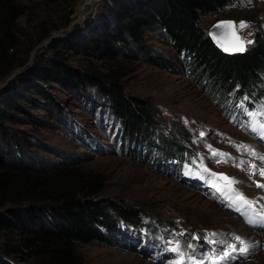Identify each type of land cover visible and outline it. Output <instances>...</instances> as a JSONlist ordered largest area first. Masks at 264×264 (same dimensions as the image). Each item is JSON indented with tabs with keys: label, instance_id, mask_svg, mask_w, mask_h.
<instances>
[{
	"label": "rangeland",
	"instance_id": "374dc122",
	"mask_svg": "<svg viewBox=\"0 0 264 264\" xmlns=\"http://www.w3.org/2000/svg\"><path fill=\"white\" fill-rule=\"evenodd\" d=\"M14 1L23 5V13L18 20L8 24L15 46L10 48L9 45L7 54L17 65L9 69L0 56V111L12 108H9L12 111L10 120L5 123L7 135L20 141L23 153L35 160H47L57 167H66L65 161L76 159L73 163L78 169V185L73 189L82 187L81 192L91 190L95 197L120 199L158 220L170 221L160 225V232L156 233L153 226L158 229V224L144 215L148 225L143 224L137 233L133 231L136 234L129 240L126 235L117 233V240L122 244L109 245L99 241L80 244L78 252L84 263L173 264L176 254L170 249L177 243L185 253L193 251L187 247L189 243L195 245L194 255L199 259L211 255L213 248L222 250V244L205 242L206 234L216 233L214 239L217 241L234 243L233 237L240 236L255 245L247 256L234 253L235 259H229L226 264H264V225L248 222L249 219L258 220L257 213L264 212V199H261L264 189L253 182L264 183V180L259 175L250 179L247 170V163L264 168V162L237 150V145H248L264 155V140L247 127H241L249 121L244 109L250 110L245 104L240 107L243 100L235 104L214 102L202 86L181 72L183 69L170 71L144 58L124 56L119 52L107 57L95 51L84 53L68 49L76 32L93 28L105 19L112 0L97 1L87 14L83 10L87 0ZM223 19H232L237 24L240 21L248 23L249 27L240 31L244 39L252 41L247 47L254 45L257 38L264 39V0H232L224 8L203 16L201 23L207 31L213 23ZM54 25L56 29L48 31L47 37L36 41L42 29L49 30ZM146 37L147 43L162 57L181 66L180 57L159 31H150ZM4 38L0 31V40ZM58 48L64 50L69 68L116 79L126 94L150 107L157 127L166 132L175 127L186 131L189 135L187 146L195 152V159L178 167L177 159L168 160L156 155V163L151 165L147 157L143 161L117 151V128L111 126L112 120L105 123V107L96 96V88L91 86L85 89L89 101H84L85 97L78 95L64 81L52 78L51 84L46 85L39 80L40 87L31 88L34 93L28 100L16 102L14 95L23 93V88L32 84L29 73L39 71L38 64L48 65L45 59ZM49 99L53 100L52 104ZM209 145L228 154V162L217 163L219 157L211 155ZM201 158L212 172L239 181L238 191L256 201L253 208L242 210L246 215L230 207L227 199L210 187L207 174H203V178L196 175ZM241 161L246 162L243 168L236 166ZM81 192L78 196L83 195ZM251 232L257 235L258 243L247 238ZM193 236L200 239L193 240ZM4 237L0 234V246ZM9 258L15 264H22L15 257Z\"/></svg>",
	"mask_w": 264,
	"mask_h": 264
},
{
	"label": "trees",
	"instance_id": "16d2710c",
	"mask_svg": "<svg viewBox=\"0 0 264 264\" xmlns=\"http://www.w3.org/2000/svg\"><path fill=\"white\" fill-rule=\"evenodd\" d=\"M231 1L112 0L105 19L93 28L76 32L68 49L95 51L107 57L119 52L144 58L170 71L183 69L181 72L202 86L214 102L235 104L247 96L244 104L252 110L264 100V39L257 38L244 52L227 54L215 45L201 23L203 16ZM21 8L23 5L17 1L0 0V31L5 35L0 40V56L9 69L17 64L7 54L8 46H15L7 27L22 15ZM53 29L55 25L42 29L36 41H42ZM155 30L178 54L181 66L162 57L147 43L146 34ZM66 59L64 50H53L45 59L48 65L38 64L41 71L28 75L32 84L13 99L28 100L34 93L31 88L40 87L39 80L47 85L57 78L84 97L85 89L91 86L105 107V123L112 120L111 126L117 128V151L143 161L147 157L151 165H155L156 155L177 159L178 167L195 159V152L187 146L186 131L175 127L166 132L157 127L150 107L126 94L116 79L73 70L66 65ZM83 100L89 101L87 97ZM9 108L0 111V234L5 236L0 246V264H15L10 256L22 264H85L78 252L80 244H122L117 233L129 240L139 227L148 225L144 215L156 221V233L160 232V225L170 222L158 220L126 201L95 197L91 190L81 192L82 187L73 189L78 185L76 159L65 161L66 167H57L50 161L25 155L23 144L5 131L12 112ZM80 192L83 195L78 196Z\"/></svg>",
	"mask_w": 264,
	"mask_h": 264
},
{
	"label": "snow or ice",
	"instance_id": "6c2138e0",
	"mask_svg": "<svg viewBox=\"0 0 264 264\" xmlns=\"http://www.w3.org/2000/svg\"><path fill=\"white\" fill-rule=\"evenodd\" d=\"M249 25L245 21H240L238 24L234 21H221L218 24L214 25V28L221 30L219 35L215 32H210L209 35L212 37L213 41L216 42L217 46L220 47L223 51L228 53H237L246 51L247 45L251 44V40H246L239 35V32L245 28H248ZM248 97L245 96L244 100L241 101L240 107H244V101H247ZM245 114L249 117L247 125H241V127H247L252 133H255L259 136L260 139L264 140V100L260 101L259 104L255 106L253 110L244 109ZM204 135L203 132L200 134ZM209 151L213 157H219L217 163H227L230 157L228 154L219 152L216 149H212L211 146H208ZM237 150H243L247 152L254 159H259L264 162V155H260L251 146L248 145H237ZM195 164L196 161H193ZM246 162L241 161L236 166L242 167ZM199 171L196 173L197 176L203 178V174H207L211 180L210 187L215 189L217 192H220L221 195L227 199L229 206L234 207L236 211L245 214L243 209L253 208L256 201L249 200L242 192L238 191L236 185L239 183L235 178L228 177L223 173H215L209 170L203 162V158L199 160L198 164ZM247 170L249 178L252 179L254 176L259 175L261 180H264V168H257L253 163H247ZM258 188L264 189V183L259 181H253ZM264 199V198H261ZM259 217L258 220L253 221L248 220L249 223H259L264 225V212L257 213ZM183 235V232L180 233ZM216 233H208L205 236V242L210 245L222 244V250L213 248L211 250V255L201 257L199 259L194 255L195 245L189 243L187 247L193 250L190 253H185L181 250L179 244L170 249L171 252L176 254V259L173 261V264H226L229 259H235L234 253L239 255L247 256L250 250L255 247V245L249 243L240 236H234V243H227L225 241H217L214 239ZM200 237L193 236V240H199Z\"/></svg>",
	"mask_w": 264,
	"mask_h": 264
},
{
	"label": "bare ground",
	"instance_id": "6f19581e",
	"mask_svg": "<svg viewBox=\"0 0 264 264\" xmlns=\"http://www.w3.org/2000/svg\"><path fill=\"white\" fill-rule=\"evenodd\" d=\"M97 1H99V0H87V3L85 4V7L83 9L84 12L86 11L85 14H87L89 12V10L92 8L93 5H95V3H97ZM256 236L257 235H255L254 232H251V233L248 234V237L247 238L249 240L253 241V242L255 241V243H258L259 242V239Z\"/></svg>",
	"mask_w": 264,
	"mask_h": 264
},
{
	"label": "water",
	"instance_id": "95a60500",
	"mask_svg": "<svg viewBox=\"0 0 264 264\" xmlns=\"http://www.w3.org/2000/svg\"><path fill=\"white\" fill-rule=\"evenodd\" d=\"M221 21H234V20H232V19H223V20H218V21H216L215 23H213V25L207 30V33H208V35H209V33L210 32H215V33H217L218 35H219V32L221 31V30H217V29H215L214 28V25H216V24H218L219 22H221ZM235 22V21H234ZM239 35L241 36V37H243L242 36V34L239 32ZM210 36V35H209ZM210 38L212 39V37L210 36ZM212 41H213V39H212ZM214 43H215V45L217 46V44H216V42L215 41H213ZM218 47V46H217ZM219 49H221L220 47H218ZM222 50V49H221ZM223 51V50H222ZM224 53H227V54H230V53H228V52H225V51H223ZM237 53H240V52H237ZM231 54H234V53H231Z\"/></svg>",
	"mask_w": 264,
	"mask_h": 264
}]
</instances>
